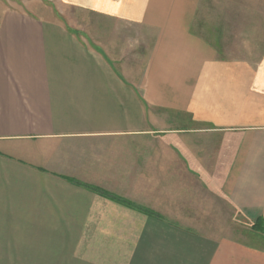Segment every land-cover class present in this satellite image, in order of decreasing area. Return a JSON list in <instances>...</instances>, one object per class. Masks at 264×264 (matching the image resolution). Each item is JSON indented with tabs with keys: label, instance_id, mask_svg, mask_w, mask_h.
Wrapping results in <instances>:
<instances>
[{
	"label": "crops",
	"instance_id": "0c3cea01",
	"mask_svg": "<svg viewBox=\"0 0 264 264\" xmlns=\"http://www.w3.org/2000/svg\"><path fill=\"white\" fill-rule=\"evenodd\" d=\"M253 3L0 5V264H264Z\"/></svg>",
	"mask_w": 264,
	"mask_h": 264
},
{
	"label": "rangeland",
	"instance_id": "374dc122",
	"mask_svg": "<svg viewBox=\"0 0 264 264\" xmlns=\"http://www.w3.org/2000/svg\"><path fill=\"white\" fill-rule=\"evenodd\" d=\"M213 1V0H210ZM254 3H258L259 6V14L256 13H248V20L255 21L257 20L259 22L258 30L254 31V33H258L261 35H264V0H253ZM60 0H0V5L2 6H9V7H16V8H25L30 6L32 8V11L40 16H46V5L47 6H53L54 4L59 7ZM253 3V4H254ZM29 8V7H28ZM27 10V9H26ZM263 23V25H262ZM3 258L6 257V255L2 256ZM3 264H10V263H3ZM15 264H28L26 262H19Z\"/></svg>",
	"mask_w": 264,
	"mask_h": 264
},
{
	"label": "trees",
	"instance_id": "16d2710c",
	"mask_svg": "<svg viewBox=\"0 0 264 264\" xmlns=\"http://www.w3.org/2000/svg\"><path fill=\"white\" fill-rule=\"evenodd\" d=\"M252 226H255V224H254V225H252Z\"/></svg>",
	"mask_w": 264,
	"mask_h": 264
}]
</instances>
